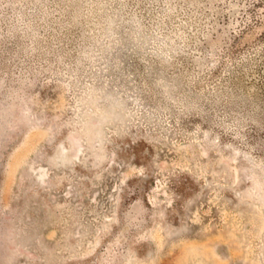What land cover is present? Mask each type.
Masks as SVG:
<instances>
[{"label":"rangeland","instance_id":"374dc122","mask_svg":"<svg viewBox=\"0 0 264 264\" xmlns=\"http://www.w3.org/2000/svg\"><path fill=\"white\" fill-rule=\"evenodd\" d=\"M0 264H264V0H0Z\"/></svg>","mask_w":264,"mask_h":264}]
</instances>
